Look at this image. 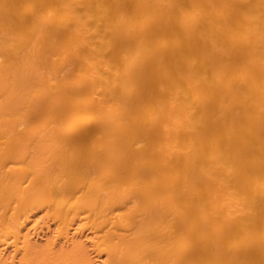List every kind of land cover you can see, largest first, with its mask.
Listing matches in <instances>:
<instances>
[{"label": "bare ground", "instance_id": "bare-ground-1", "mask_svg": "<svg viewBox=\"0 0 264 264\" xmlns=\"http://www.w3.org/2000/svg\"><path fill=\"white\" fill-rule=\"evenodd\" d=\"M0 264H264V0H0Z\"/></svg>", "mask_w": 264, "mask_h": 264}]
</instances>
